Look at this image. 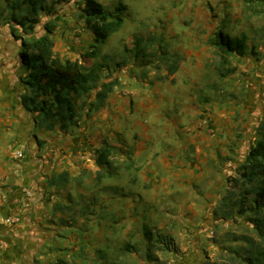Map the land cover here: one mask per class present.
<instances>
[{
  "label": "crops",
  "instance_id": "0c3cea01",
  "mask_svg": "<svg viewBox=\"0 0 264 264\" xmlns=\"http://www.w3.org/2000/svg\"><path fill=\"white\" fill-rule=\"evenodd\" d=\"M224 3L223 31L245 37L264 67V0ZM6 4L0 0V264H150L137 254H147L153 234L173 240L168 264H201L208 239L225 225L227 180L241 165L233 150L245 148L235 129L247 124L244 108L254 99L245 85L237 116L232 85H196L216 31L198 30L195 20L155 64L137 67L132 58L117 69L114 90L99 109L86 106L77 126L47 131L22 103L23 47L4 21ZM84 36L94 44L88 30ZM163 37L161 46L174 36ZM102 153L108 164H98ZM9 217L20 222L7 224Z\"/></svg>",
  "mask_w": 264,
  "mask_h": 264
},
{
  "label": "rangeland",
  "instance_id": "374dc122",
  "mask_svg": "<svg viewBox=\"0 0 264 264\" xmlns=\"http://www.w3.org/2000/svg\"><path fill=\"white\" fill-rule=\"evenodd\" d=\"M100 1L110 9L118 5L117 0ZM122 3L127 7L125 24L106 43L99 46L103 49L99 48L97 57L84 56L91 51L93 45V43H88L84 36L86 30L81 17L84 0L61 2L56 6L52 15L45 14L40 18V23L36 26L34 33L29 36L25 35L15 24L12 31L24 39H34L45 33V24L53 22L55 24L53 40L56 55L62 59L80 60L88 70L100 68L99 78L95 83L98 88L104 81H118L115 78L116 70L127 66L132 58L135 59L134 63L137 67L155 64L156 60H160V55L168 54L166 45L167 47L177 46L186 40L185 37L194 30L195 20L200 21L198 30L202 29L205 32L210 30L212 35L215 31L229 27L228 11L224 0H123ZM7 20L10 22L9 16L4 18V21ZM160 35L164 36L163 42L171 36L174 37H172L173 40L170 39L167 44L165 43V46H161ZM82 39L83 43H81ZM70 40L73 44L69 45L70 50L65 51L67 47L65 45L70 43ZM206 44L210 50L207 56L201 59L199 80L196 85H232V95L235 99L233 107L237 116H240L238 115L239 106L244 107L245 104L244 98L241 100V97L245 96V85H250L254 96L251 102L253 105L250 106L248 102L244 108L247 124L243 130L235 129L238 133L237 143H241L245 148L241 152V148L234 147L233 155L236 159L241 156L239 160L242 165L251 146L260 137L259 127L264 122V67L258 65L263 57H259L256 52L248 51L247 47L244 57L232 55L229 57V63L223 64L218 51L212 45V38L207 40ZM136 54L140 58H136ZM182 61L172 56L169 62L179 63L180 66ZM159 65L160 63L155 67L151 65V67L158 68ZM145 71L139 72L137 78L145 79L147 77ZM134 73L131 70V74ZM259 85L260 89L256 88ZM95 91L96 89L93 90L90 99L93 98ZM82 103V100L78 102L80 116L86 111V107L81 108ZM241 165L234 168V173L227 180L229 190L226 197L225 225L208 239L209 243L203 251L204 257L201 264H264V209L262 211L248 210L247 208L251 205L249 201H246L242 207L239 203L240 191L233 188L234 179L238 177L237 171ZM161 236L167 239L162 244L160 243ZM172 241L169 237L153 234L146 251L147 254L145 255L143 249H139L141 254H137L138 258L143 260L149 256L150 264H168L165 260L167 258L165 248L170 247ZM173 247L171 251L174 250Z\"/></svg>",
  "mask_w": 264,
  "mask_h": 264
},
{
  "label": "trees",
  "instance_id": "16d2710c",
  "mask_svg": "<svg viewBox=\"0 0 264 264\" xmlns=\"http://www.w3.org/2000/svg\"><path fill=\"white\" fill-rule=\"evenodd\" d=\"M67 0H6V10L11 22L19 26L29 36L34 33L43 15H52L61 2ZM114 9L107 8L100 0H84L81 17L85 29L93 35L94 44L91 51L84 56L97 57L98 46L106 43L112 35L119 32L125 23L127 7L117 0ZM45 33L39 38L24 39L15 34L21 41L20 53L22 68L26 72L23 79L28 92L23 95L24 107L37 114L38 125L47 131L57 128L69 132L79 124L78 102L83 101L81 108L90 105V110H97L104 104L108 95L114 90L118 81H104L96 92V103L89 104L88 98L98 80L100 68L86 69L80 61L62 59L54 51L55 24L44 25ZM212 45L218 51L223 64L229 63L232 55L244 57L247 52V39L232 38L222 29L216 31ZM138 58V54H136ZM260 137L251 146L245 161L238 168V177L234 179L233 188L240 191V205L249 201L247 208L251 211L264 209V122L259 127ZM107 155L102 153L98 164H108ZM244 210V208H243ZM160 242L166 241L160 237ZM149 257V256H148ZM101 264H113L104 261Z\"/></svg>",
  "mask_w": 264,
  "mask_h": 264
},
{
  "label": "built area",
  "instance_id": "2783aa9c",
  "mask_svg": "<svg viewBox=\"0 0 264 264\" xmlns=\"http://www.w3.org/2000/svg\"><path fill=\"white\" fill-rule=\"evenodd\" d=\"M16 157H17V159H23L24 153L18 152V153H16ZM5 222L7 224L16 225L20 222V218L19 217H9L5 220Z\"/></svg>",
  "mask_w": 264,
  "mask_h": 264
}]
</instances>
